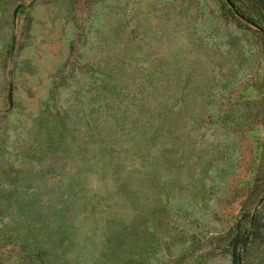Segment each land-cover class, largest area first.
Returning <instances> with one entry per match:
<instances>
[{
	"label": "rangeland",
	"instance_id": "374dc122",
	"mask_svg": "<svg viewBox=\"0 0 264 264\" xmlns=\"http://www.w3.org/2000/svg\"><path fill=\"white\" fill-rule=\"evenodd\" d=\"M0 264H264V27L0 0Z\"/></svg>",
	"mask_w": 264,
	"mask_h": 264
},
{
	"label": "trees",
	"instance_id": "16d2710c",
	"mask_svg": "<svg viewBox=\"0 0 264 264\" xmlns=\"http://www.w3.org/2000/svg\"><path fill=\"white\" fill-rule=\"evenodd\" d=\"M231 4H233L236 9L240 12H246V16H249L254 20L258 25L264 27V0H228ZM255 17V18H253ZM248 241L247 235L243 236L240 239V250L238 251V255L241 254V250L244 249L246 243ZM233 256L236 257V253H233Z\"/></svg>",
	"mask_w": 264,
	"mask_h": 264
}]
</instances>
